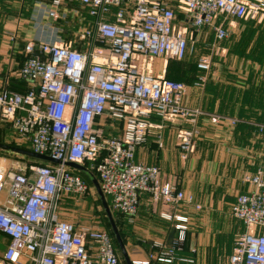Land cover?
I'll return each instance as SVG.
<instances>
[{
  "label": "built area",
  "instance_id": "1",
  "mask_svg": "<svg viewBox=\"0 0 264 264\" xmlns=\"http://www.w3.org/2000/svg\"><path fill=\"white\" fill-rule=\"evenodd\" d=\"M76 1L91 17L79 34L84 46L43 38L27 42L19 68L27 90L0 89V124L12 129L14 144L59 161L26 162L0 153V264H119L107 231L77 227L60 217L64 197L79 198L89 191L85 179L65 164L68 161L96 173L111 210L129 223L144 192L153 202H191L192 195L161 178L157 165L135 162L134 155L152 126L148 117L155 114L191 123L180 131L178 141L181 158L186 159L199 135L197 119L203 111L182 103L184 82L155 76L142 65L156 57L183 60L193 53L204 26L213 29L217 42L228 37L230 19L264 13V0H178L184 19L171 0ZM63 3L51 0L41 9L48 18H65L70 10H64ZM209 63L201 56L197 67L208 70ZM204 81L199 76L194 84ZM208 115L218 125L232 127L237 122L234 117ZM108 120L121 123L119 134L104 135ZM257 127L264 133V123ZM246 181L250 189L236 194L230 204L244 231L233 239L228 264H264V153ZM173 217L179 221L176 227L185 229L182 222L187 218ZM153 257L132 264H152ZM155 258L170 262L173 248H162Z\"/></svg>",
  "mask_w": 264,
  "mask_h": 264
},
{
  "label": "crops",
  "instance_id": "2",
  "mask_svg": "<svg viewBox=\"0 0 264 264\" xmlns=\"http://www.w3.org/2000/svg\"><path fill=\"white\" fill-rule=\"evenodd\" d=\"M50 1L0 0V89L27 90L28 83L19 76L27 42L43 38L70 42L78 49L84 46L79 34L91 20L86 8L76 0H64L62 7L70 12L65 18L51 19L43 13ZM230 20L228 37L217 42L213 29L202 27L196 37L194 55H188L181 63L156 57L147 66L142 65L155 76L184 82L182 103L203 111L197 119L199 135L186 159L181 158L178 141L180 131L189 129L191 123L182 118L162 120L151 114L148 120L152 126L146 141L135 149V162L157 165L163 180L192 195L191 202H153L149 193L141 195L133 221L135 228L151 227L153 232L143 241L156 252L173 248L171 262L228 264L238 228L244 231L243 224L231 214L230 204L236 194L250 189L246 176L256 171L264 153V133L257 129V124L264 123V13L256 18ZM201 56L210 60L208 70L197 67ZM199 76L205 81L195 85ZM208 114L234 117L237 122L232 127L214 124ZM120 130V122L108 120L103 125L104 135H117ZM0 136L1 142H13V131L6 124H0ZM4 155L19 158L10 153ZM85 181L90 189L92 182ZM87 198L89 191L79 198L68 195L60 205L77 206L74 203L80 204ZM195 213L194 222H182L185 229L176 227L179 221L173 216L194 219ZM165 215L173 218L167 219ZM60 217L77 227L85 226L72 218ZM121 218L128 222L124 216ZM129 258L146 260L148 256L129 253ZM151 263L159 264L152 260Z\"/></svg>",
  "mask_w": 264,
  "mask_h": 264
},
{
  "label": "rangeland",
  "instance_id": "3",
  "mask_svg": "<svg viewBox=\"0 0 264 264\" xmlns=\"http://www.w3.org/2000/svg\"><path fill=\"white\" fill-rule=\"evenodd\" d=\"M171 3L175 7V11H176V14L178 15V17L182 18L183 12L179 8V1L178 0H171ZM184 18L185 17H183V19ZM192 55H194V53ZM167 60H173V61H176V63L182 62V60H174V59H167ZM1 139H2V137L0 136V141H1ZM13 139L14 138H12L11 140H13ZM12 143H14V141ZM0 153H2V154L9 153V151L2 150V151H0ZM24 161L28 162V161H35V160H32L30 158L25 157ZM37 161H40V160H37ZM82 174H84V173H82ZM89 183H90V180H89ZM74 204L75 205L78 204V205L77 206H73V205L69 206V204H67V205L63 204L61 207V215L64 217H67V218H72L75 221H77L78 224L85 225L86 227L90 226L92 228L94 227V228L103 229L105 231L111 232V229H110V226L108 224L106 215L103 211L102 205L98 199V196L96 194V191H95L92 183H90L89 198H87L85 201H82V203H80V204L79 203H74ZM112 215H113L115 222L117 221L116 225H117V228L119 230V233L121 234V238L124 242L125 248H127L128 255H129V253L133 256L135 254H137V255L138 254H141V255L144 254V255H147L148 258L150 255H154V257L151 258L152 262H156L159 264H189V263L182 262L181 260H175V261L171 262L173 260L172 259L170 261L171 263H167L164 261L157 260L155 258V255H158V253L160 251L156 252V249H153L154 247L151 244H148V243L146 244L143 241L145 236H148L149 233L151 234L153 232L152 228L151 227H147V228L144 227V229H137V228H135L136 225L133 222H131V223L126 222L121 217H118V216H116V214H113V212H112ZM196 215H197V213H195L194 219L186 217L187 219L185 222H187V221H188V223L194 222L196 220ZM173 219L176 220L175 218H173ZM192 220H194V221H192ZM192 231L195 232L196 231L195 228ZM237 233H240L239 228H238ZM2 249H3V244L0 243V252L2 251ZM115 249L119 253V264H125L124 258L122 256L121 252L119 251L118 246H115Z\"/></svg>",
  "mask_w": 264,
  "mask_h": 264
},
{
  "label": "water",
  "instance_id": "4",
  "mask_svg": "<svg viewBox=\"0 0 264 264\" xmlns=\"http://www.w3.org/2000/svg\"><path fill=\"white\" fill-rule=\"evenodd\" d=\"M0 149L7 150V151L17 153V154H21V155H25V156H29V157H33V158H36L38 160H42V161H46V162H52V163L59 162L51 156L44 155V154H37V153H34L33 151H31L29 149L18 147V146H15V145H12L9 143H4L1 141H0ZM65 164L67 166L75 169V170H78V171L84 173L89 178V180L92 182V184L96 190V193L98 195V198L100 199L103 211H104L106 218L109 222L111 231L113 233V236H114V239L117 243L119 251L121 252V254L123 256L125 263L126 264H132V261L129 258V255H128L127 250H126L125 245H124V242H123L121 235L119 233V230L117 228L116 222L113 218L111 208H110V206H109V204L105 198V195L103 194V192L100 188L99 182H98L97 178L95 177V175L87 167H85L84 165H82L80 163L68 161Z\"/></svg>",
  "mask_w": 264,
  "mask_h": 264
},
{
  "label": "trees",
  "instance_id": "5",
  "mask_svg": "<svg viewBox=\"0 0 264 264\" xmlns=\"http://www.w3.org/2000/svg\"><path fill=\"white\" fill-rule=\"evenodd\" d=\"M9 144H12V145H15V146H18V147H22V148H26V149H28V147H26V146H20V145H16V144H14V143H9ZM3 149H1L0 151H2ZM5 151H7V150H5ZM9 153L11 154V155H18L20 158H22V159H25V157H27V158H30V159H32V160H35L34 162H38L37 160L38 159H36V158H33V157H29V156H25V155H21V154H15V153H11L10 151H9ZM30 162H32V161H30ZM39 162H41V163H46V162H44V161H39ZM76 172V171H75ZM78 174H80L82 177H84L85 179H87V180H89L88 178H87V176L85 175V174H82L81 172H77ZM92 173H94V175H95V177H97V175H96V173L92 170ZM99 199V198H98ZM106 200H107V198H106ZM99 201H100V199H99ZM107 202H108V204H109V206H110V202L107 200ZM101 203V202H100ZM112 212H113V214H116V216H118V217H121L122 215L121 214H119V213H117V212H115L114 210H112ZM123 217V216H122ZM117 218V217H116ZM108 221V220H107ZM117 222V221H116ZM108 224H109V222H108ZM110 226V225H109ZM111 229V228H110ZM108 233H109V235L111 236V238H112V240H113V243H114V246H117V243H116V241H115V239H114V236H113V233H111L110 231H107ZM121 235V234H120ZM118 253V252H117ZM118 255H119V253H118Z\"/></svg>",
  "mask_w": 264,
  "mask_h": 264
},
{
  "label": "bare ground",
  "instance_id": "6",
  "mask_svg": "<svg viewBox=\"0 0 264 264\" xmlns=\"http://www.w3.org/2000/svg\"><path fill=\"white\" fill-rule=\"evenodd\" d=\"M141 64V63H140Z\"/></svg>",
  "mask_w": 264,
  "mask_h": 264
}]
</instances>
